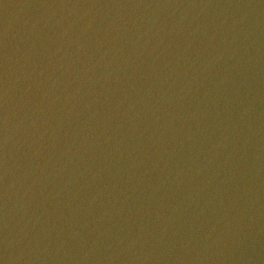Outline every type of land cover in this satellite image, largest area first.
I'll use <instances>...</instances> for the list:
<instances>
[{"label": "water", "instance_id": "1", "mask_svg": "<svg viewBox=\"0 0 264 264\" xmlns=\"http://www.w3.org/2000/svg\"><path fill=\"white\" fill-rule=\"evenodd\" d=\"M0 264H264V0H0Z\"/></svg>", "mask_w": 264, "mask_h": 264}]
</instances>
